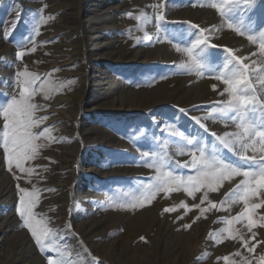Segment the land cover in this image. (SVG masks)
<instances>
[{
	"label": "rangeland",
	"instance_id": "1",
	"mask_svg": "<svg viewBox=\"0 0 264 264\" xmlns=\"http://www.w3.org/2000/svg\"><path fill=\"white\" fill-rule=\"evenodd\" d=\"M213 4L223 6L224 14ZM230 8L226 0H0V106L18 95L17 81L23 79L18 73L25 68L40 76L38 85L48 80L57 88L47 100L43 93L34 97L40 106L36 115L48 117L34 131L50 128L55 139L37 141L45 146L25 164L34 169L30 177L14 165L8 169L0 116V190L10 205L0 209V264H48L59 256L38 245L24 225L19 188L38 190L33 211L47 220L52 233L46 243L56 244L66 264H239L245 258L258 264L264 255V243H257L264 241V207L254 214L255 240L246 220L231 225L256 245L254 253L239 236L233 240L222 231L229 227L226 220L244 210L243 202L231 203L234 197L228 196L243 177L208 193L218 208L228 197L221 210L202 213L210 208L207 201L201 204L204 190L193 199L182 187L157 194L143 207L128 206L156 182L157 171L149 167L153 158L168 160L165 170L176 175L195 174L183 167L193 148L185 137L216 144L226 162L242 164L211 135L238 131L234 122L215 118L213 110L227 99L215 76L230 59L226 49L246 57L245 63L257 61L250 76L264 101V85L256 79L264 68L259 54L264 0H254L251 8L241 0L239 8ZM201 37L210 65L197 70L177 49ZM196 204L200 208L192 207ZM170 207L176 210L163 212Z\"/></svg>",
	"mask_w": 264,
	"mask_h": 264
},
{
	"label": "snow or ice",
	"instance_id": "2",
	"mask_svg": "<svg viewBox=\"0 0 264 264\" xmlns=\"http://www.w3.org/2000/svg\"><path fill=\"white\" fill-rule=\"evenodd\" d=\"M226 3L233 8H239L241 0H226ZM244 6L251 8L254 0H243ZM220 10L221 15L224 14V8L221 5L213 4ZM131 15V14H129ZM53 19V17H48ZM163 21L165 17L159 16ZM229 28H233V24H228ZM240 35L245 32L239 27L235 28ZM38 34V32H37ZM248 39L253 43H257V38L249 35ZM203 45L204 47H201ZM208 47L207 40L204 37L198 38L191 47L185 49H177L183 51L191 59V67L199 70L210 65V60L204 55L205 49ZM215 47V45H212ZM199 49V52H195ZM230 54V59H227L223 65L222 71L215 76L216 80L222 81L225 85L223 91L220 93L222 96L227 94V99L220 102V107L213 111L218 113L215 118L225 119L235 123L238 131L224 132L223 135L218 136L215 132L211 135L223 145L225 148L234 152L242 161V164H234L226 162L220 155V150L216 144L208 145L207 143L199 141L196 137H185L188 145L193 148L188 153L191 159L183 164L185 168L194 170V175H176L173 171L165 170L169 163L164 158H153L149 162V167H154L157 171L154 184H148L141 197L134 200L130 205L131 208L143 207L144 204L151 203L157 194L170 193L178 191L182 187L188 196L195 199V193L204 190V195L201 199V204L207 201L210 208H201V212H207L211 209L221 210L226 203L225 200L220 201V208L217 203L208 200L209 192H216L222 187L225 180L231 181L235 177H243L231 189L228 196H233L234 199L231 203L243 202L244 210L225 223L229 227L224 228L222 231L227 233L229 237L236 240L239 236L243 243V247L247 249L248 253H254L256 245H250L249 240L245 239L238 231H235L231 225L233 222H240L246 220V227L249 232H252L257 227V220L254 219V214L257 209L264 207V101L257 95V90L253 85L252 77L250 76V69L257 61H252L251 64L245 63L246 57L236 55L233 49H226ZM32 52L36 48L31 49ZM25 51L21 50L18 55L20 58L25 56ZM259 54L264 57V30L259 32ZM256 55V53H252ZM181 67H189V65L182 64ZM17 84L19 87L18 95H13L9 102L0 106V116L3 117V141L2 147L6 154V160L9 171L12 170L13 165L21 173H27L30 177L34 169L31 167L26 168L25 164L28 161L35 160L39 155V151L44 144L37 143L41 138L44 140L55 139L51 137V129L44 128L42 131H34L38 129L43 121L48 119L47 116L36 115L40 106L34 102V97L43 93L44 99L50 98L51 93L56 91L51 81L38 82L41 80L40 76L35 73H29L25 68L23 72L18 73ZM257 82L264 85V68L257 70ZM216 85H213V90ZM183 111V109H181ZM234 113L235 115H230ZM196 120L201 127L207 128L201 123L200 118L192 117ZM184 136L183 133H179ZM253 153L249 155L248 153ZM180 154H184L181 152ZM259 154V155H257ZM145 157L149 156L148 152H144ZM19 179L20 177H16ZM22 193L20 196L19 214L23 218L24 225L30 230L35 241L42 248H50L51 251L59 253L58 258H49L48 264H66L64 253L53 242L46 243L51 237L52 229L47 226L46 219H37V214L33 211L39 201L38 190L33 189L29 191L27 188H19ZM254 198L259 199L260 202H253ZM188 208V205H181ZM192 207L200 208V204L193 205ZM175 208H164L163 212L175 211ZM196 219H199L197 217ZM264 220V217H261ZM185 228H191V224H185ZM260 227H264L261 224ZM215 234H212L214 236ZM210 236V238H212ZM256 233L252 232L251 239L255 240ZM257 243H264L258 241ZM235 255L239 256L237 252ZM225 260L228 257H224ZM230 264H237V262H230ZM239 264H252L250 259L245 258ZM258 264H264V255L259 256Z\"/></svg>",
	"mask_w": 264,
	"mask_h": 264
},
{
	"label": "bare ground",
	"instance_id": "3",
	"mask_svg": "<svg viewBox=\"0 0 264 264\" xmlns=\"http://www.w3.org/2000/svg\"><path fill=\"white\" fill-rule=\"evenodd\" d=\"M112 6H114V5H112ZM157 39V38H156ZM158 40V39H157ZM104 74H106V71L103 73V75ZM121 159H124V158H121ZM90 193V192H89ZM91 195V194H90ZM5 196H6V192L2 189V190H0V209L3 207V206H6V205H8V206H10L9 205V202H6L5 201ZM100 200H102V198H103V196H101L100 195ZM11 204V203H10ZM8 206H6V207H8ZM6 216V210H4L2 213H1V217H2V219L4 218ZM3 222H4V219H3ZM5 224V223H4ZM8 224V223H7Z\"/></svg>",
	"mask_w": 264,
	"mask_h": 264
}]
</instances>
